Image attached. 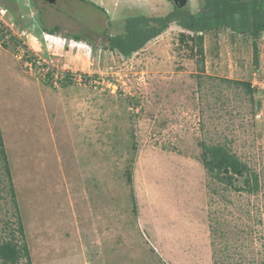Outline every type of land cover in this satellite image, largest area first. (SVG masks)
<instances>
[{
    "label": "rangeland",
    "instance_id": "374dc122",
    "mask_svg": "<svg viewBox=\"0 0 264 264\" xmlns=\"http://www.w3.org/2000/svg\"><path fill=\"white\" fill-rule=\"evenodd\" d=\"M85 1L108 17L66 0L45 16L64 24L51 32L28 0H0L14 190L12 201L0 156V243L19 221L31 264H264V32L206 31L199 54L170 23L123 57L105 48L127 16L199 14L204 0ZM203 144L235 155L257 189L214 177Z\"/></svg>",
    "mask_w": 264,
    "mask_h": 264
},
{
    "label": "trees",
    "instance_id": "16d2710c",
    "mask_svg": "<svg viewBox=\"0 0 264 264\" xmlns=\"http://www.w3.org/2000/svg\"><path fill=\"white\" fill-rule=\"evenodd\" d=\"M213 6V7H212ZM125 19L126 31L124 34L108 38V45L105 49L116 51L123 57H129L134 52L141 49L148 41L160 35L170 23L176 24L179 28L192 34V41L199 46V54H202V33L210 30L226 28L234 32L249 33L254 39L264 32V0H204L202 10L199 14L189 13L175 7L165 17L154 18L155 26L151 28H140L143 23L147 25L150 19L141 17H132ZM128 20V21H127ZM47 31H55L48 30ZM131 33V34H130ZM132 36V39H130ZM80 39L78 36H73ZM247 92L251 90L247 85ZM202 163L206 170L215 169V176L223 172L225 174L222 180L230 184L232 175L245 176L248 191L257 189V178L255 175H249V170L245 164L229 153L221 145L205 146L202 145ZM0 156L3 161L4 171L8 177V191L14 201V190L9 177V167L7 164L5 152L0 134ZM17 233L21 243L15 240L14 233L10 238L0 243V263L18 264L21 260L25 264H31L28 248L25 243L24 234L20 222L17 221V228L13 230Z\"/></svg>",
    "mask_w": 264,
    "mask_h": 264
},
{
    "label": "flooded vegetation",
    "instance_id": "af4514ba",
    "mask_svg": "<svg viewBox=\"0 0 264 264\" xmlns=\"http://www.w3.org/2000/svg\"><path fill=\"white\" fill-rule=\"evenodd\" d=\"M66 0H63L64 3ZM70 1V0H69ZM77 2L79 1L82 4H86L89 5L91 7H93L94 9H96L97 11H100L101 13H104L105 17H108L106 12L103 10V8H101L100 6H97L91 2L85 1V0H76ZM29 2V6H31V8L34 10L35 14H34V18H35V23H36V27L40 28V29H47L48 30H55L58 31L59 29H62L64 27V24H60V22L58 23H54L52 26H47V19L45 18L46 14L50 12V10H54L57 11L60 14V8H57L58 6L65 5L64 3L61 4V0H28ZM51 14V13H49ZM55 15V14H53ZM56 16V15H55ZM128 18V16L126 17ZM109 19V18H108ZM73 36H77V34L74 32V34H72ZM79 37V36H78Z\"/></svg>",
    "mask_w": 264,
    "mask_h": 264
},
{
    "label": "crops",
    "instance_id": "0c3cea01",
    "mask_svg": "<svg viewBox=\"0 0 264 264\" xmlns=\"http://www.w3.org/2000/svg\"><path fill=\"white\" fill-rule=\"evenodd\" d=\"M148 24H150V21H148L147 25H145V24L142 23V24L140 25V28H144V27H145V28H151V25L148 26ZM154 26H155V22H154ZM116 35H117V34H116ZM112 36H113V35H112ZM158 36H159V35H158ZM155 38H156V37H155Z\"/></svg>",
    "mask_w": 264,
    "mask_h": 264
},
{
    "label": "built area",
    "instance_id": "2783aa9c",
    "mask_svg": "<svg viewBox=\"0 0 264 264\" xmlns=\"http://www.w3.org/2000/svg\"><path fill=\"white\" fill-rule=\"evenodd\" d=\"M79 80H81V77L79 78ZM257 85L261 87L262 89H264V81L261 80V82Z\"/></svg>",
    "mask_w": 264,
    "mask_h": 264
}]
</instances>
